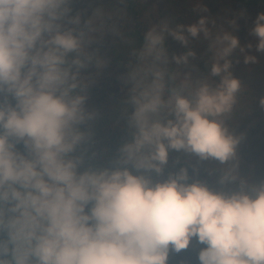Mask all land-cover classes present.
Segmentation results:
<instances>
[{"label": "clouds", "instance_id": "9594fccd", "mask_svg": "<svg viewBox=\"0 0 264 264\" xmlns=\"http://www.w3.org/2000/svg\"><path fill=\"white\" fill-rule=\"evenodd\" d=\"M73 2L0 0V264H169L193 241L196 264H264V179L240 174L222 119L240 89L221 75L230 64H214L220 82L194 99L166 96L161 72L132 73L125 138L101 151ZM252 33L264 52V14ZM223 41V57L239 46ZM162 45L149 31L140 56L160 61ZM173 152L220 165L207 171L216 187L195 165L165 177Z\"/></svg>", "mask_w": 264, "mask_h": 264}, {"label": "rangeland", "instance_id": "374dc122", "mask_svg": "<svg viewBox=\"0 0 264 264\" xmlns=\"http://www.w3.org/2000/svg\"><path fill=\"white\" fill-rule=\"evenodd\" d=\"M142 20L148 32L155 30L167 34L169 55L163 50L160 61L146 57L144 69L148 73L157 72L166 60L176 66V79L182 85L191 86L189 99H194L197 87L201 83L213 86L221 80L213 76H203L197 69V62L210 46L216 59L213 64L221 66L227 61L233 68L222 73L240 81L236 101L230 113L222 119L229 133L238 140L237 157L240 174L252 181L264 179V52L257 50L258 38L252 33L255 21L264 14L261 7L244 10L237 7L235 0H146L143 1ZM74 14L81 16V28L85 32L83 51L91 58L83 75L87 84L88 105L99 112L95 131L102 132L108 140L123 135L126 127L123 101L127 99L130 76L120 71L112 62L111 48L122 38V31L135 25L133 18L121 7L118 0H74ZM203 21V25H201ZM190 27H196L195 41L184 46L177 43L179 37L190 36ZM235 37L239 46L228 56L223 57L227 46L224 35ZM176 39V41H175ZM188 53L184 54L183 50ZM191 53L192 55H189ZM187 56V61L177 63L176 58ZM223 57V58H222ZM247 57H253L247 60ZM229 70V69H228ZM165 95L167 91L165 88ZM125 138V135L122 136ZM195 165L199 176L194 179L205 180L216 187L215 177H209L207 171L221 167L216 162L197 163L194 157L183 153H171L165 170L175 172L179 165ZM161 177V178H165ZM192 255L183 262L176 258V253L169 257V264H196L199 245L192 242Z\"/></svg>", "mask_w": 264, "mask_h": 264}, {"label": "trees", "instance_id": "16d2710c", "mask_svg": "<svg viewBox=\"0 0 264 264\" xmlns=\"http://www.w3.org/2000/svg\"><path fill=\"white\" fill-rule=\"evenodd\" d=\"M119 4L125 11L133 18L135 21L134 27L131 29L122 31V38L113 44L111 48V58L113 64L123 73L130 76L137 70H143L144 73H148L144 69V62L146 57H141L140 53L142 52L145 44V37L148 33V27L145 26V22L142 20L143 15V1L146 0H118ZM237 7L241 13L244 10L253 7H261L264 10V0H235ZM163 36V45L162 49L169 55V42L167 41V34L161 32ZM176 41V39H175ZM195 41V37L184 36L177 39V43H180L184 46H187L189 43ZM184 54H187L188 51L183 50ZM85 53V52H84ZM86 55V54H85ZM216 59L215 53L213 52L212 47H206L204 53L200 56L197 62V69L203 76H212L211 69L214 65L213 62ZM233 68V63H230L228 72ZM158 72L164 74L165 88L167 94L169 90H175L181 95H185L190 98L191 95V86L182 85L176 79V66L170 61L166 60L162 62L158 67ZM214 77V76H213ZM219 79V76L214 77ZM97 137L100 141L98 145L99 150L103 151L105 148H108L110 152L114 153L119 141L123 140V135L117 136L115 134L114 138L108 140L107 137L100 131H96ZM185 166H189L185 164ZM194 179V177H192ZM192 246L188 250L182 251L181 253H176V258L181 259L183 262L186 258H190L192 255Z\"/></svg>", "mask_w": 264, "mask_h": 264}]
</instances>
